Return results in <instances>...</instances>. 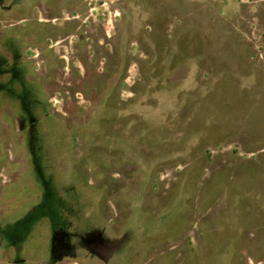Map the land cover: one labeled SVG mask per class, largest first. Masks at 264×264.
Returning <instances> with one entry per match:
<instances>
[{
    "label": "rangeland",
    "instance_id": "rangeland-1",
    "mask_svg": "<svg viewBox=\"0 0 264 264\" xmlns=\"http://www.w3.org/2000/svg\"><path fill=\"white\" fill-rule=\"evenodd\" d=\"M0 264H264V0H0Z\"/></svg>",
    "mask_w": 264,
    "mask_h": 264
}]
</instances>
